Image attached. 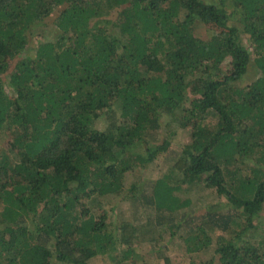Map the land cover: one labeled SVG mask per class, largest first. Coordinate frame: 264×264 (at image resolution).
<instances>
[{
	"label": "trees",
	"instance_id": "16d2710c",
	"mask_svg": "<svg viewBox=\"0 0 264 264\" xmlns=\"http://www.w3.org/2000/svg\"><path fill=\"white\" fill-rule=\"evenodd\" d=\"M229 1L242 26L224 0H0V264H140L144 230L113 229L99 197L173 153L172 123L191 140L143 201L175 217L207 174L227 200L172 228L208 264H264V0Z\"/></svg>",
	"mask_w": 264,
	"mask_h": 264
},
{
	"label": "rangeland",
	"instance_id": "374dc122",
	"mask_svg": "<svg viewBox=\"0 0 264 264\" xmlns=\"http://www.w3.org/2000/svg\"><path fill=\"white\" fill-rule=\"evenodd\" d=\"M224 1L230 6L229 12H231V10L233 11L231 15V18L234 20L233 22H235L237 26H242V22L239 20V14L237 10H235L234 5H232L229 0ZM196 26V31L202 35L208 33V27L202 22L198 21ZM243 34L245 35L244 43L249 47L250 42L246 38L247 35L245 32ZM229 60L230 59H226V62L223 63L224 67L228 66ZM254 71L255 69L251 68L250 72H248L246 77L240 80V82L242 84L248 83L253 78ZM164 118L168 119L169 117L165 114ZM103 122L105 123L104 117L100 119V123L102 124ZM171 129L173 135L171 143V147L174 148L173 153L170 155L167 153L161 154L156 160L147 163L146 166L139 168L137 171L128 172L126 176V188H131V184L135 181L139 182V189L142 188V190L138 192L139 199H134L133 202V199L123 196L127 194L128 188L125 189L124 194L120 196L107 195L99 197L103 205V216L111 224L113 229L119 226L121 219L127 218L133 220L144 230V239L141 240L134 249V254L140 259V264L147 256L153 259L154 264H165L164 257L166 255L171 258L174 264H208L213 250L211 248L189 250L185 237L187 233L186 226L178 229L172 228V225L180 218L183 211H189L191 214L198 215L205 211L208 204L227 200L225 197L219 195L217 191L213 190V188L205 184L204 178L207 174L198 176L191 181H182L180 189L174 190L181 199L191 198L192 200L190 204L180 208L175 214V217H172V212L167 208L160 210L154 206V203L150 204L148 201H143L145 194L147 200L149 198L147 195H151L152 193V180L162 176V174L169 169V165L172 164L176 156L179 155L181 147L191 140L189 128H183L172 123ZM6 142L5 134L1 132L0 147ZM179 174L178 172L177 175ZM97 202L98 201H94L93 204ZM261 213L264 214V208L261 210ZM151 236H156L157 238L160 236L158 239L159 246L150 243L149 238ZM91 262L93 264H109V258H107V256L97 255L91 259Z\"/></svg>",
	"mask_w": 264,
	"mask_h": 264
}]
</instances>
